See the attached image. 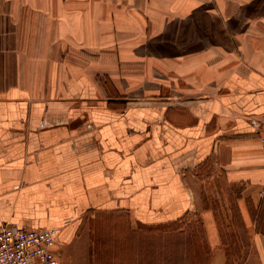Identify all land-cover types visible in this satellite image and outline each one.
Returning <instances> with one entry per match:
<instances>
[{
  "label": "crops",
  "instance_id": "obj_1",
  "mask_svg": "<svg viewBox=\"0 0 264 264\" xmlns=\"http://www.w3.org/2000/svg\"><path fill=\"white\" fill-rule=\"evenodd\" d=\"M263 113L264 0H0V226L58 264H168L148 226L193 217L190 264H231L209 163L264 264Z\"/></svg>",
  "mask_w": 264,
  "mask_h": 264
},
{
  "label": "rangeland",
  "instance_id": "obj_2",
  "mask_svg": "<svg viewBox=\"0 0 264 264\" xmlns=\"http://www.w3.org/2000/svg\"><path fill=\"white\" fill-rule=\"evenodd\" d=\"M202 97V96H201ZM87 129L91 127L87 126ZM210 163L200 167L199 175L196 178L197 194L200 198H205L207 202H210L212 206L217 210V215L221 218L223 225L221 230L223 232L224 241L229 252L231 264H257V244L249 239V230L242 226L239 209L235 205V200L239 192L236 191L237 187L228 186L227 191L219 190V178L208 174L211 170ZM222 182V187L224 182ZM255 192L254 198L259 195L260 188ZM246 198L252 199L253 196L245 195ZM227 204V205H226ZM231 217V218H229ZM227 220V221H226ZM182 228V232L179 229ZM144 228H142L143 230ZM148 245H149V259L155 253V247L162 248L164 251H160L161 256L165 258V262L170 264H190V263H202L203 255H201L200 245L203 240V231L200 225L194 221V217L191 222L188 219L183 220L181 223H176L167 226H148ZM192 236L191 243L196 242V254L188 255L185 252L188 251L187 244L188 238Z\"/></svg>",
  "mask_w": 264,
  "mask_h": 264
},
{
  "label": "built area",
  "instance_id": "obj_3",
  "mask_svg": "<svg viewBox=\"0 0 264 264\" xmlns=\"http://www.w3.org/2000/svg\"><path fill=\"white\" fill-rule=\"evenodd\" d=\"M264 147V113L249 120ZM259 194L264 195V185ZM59 230L54 227L34 228L26 224L0 226V264H58L54 246Z\"/></svg>",
  "mask_w": 264,
  "mask_h": 264
}]
</instances>
